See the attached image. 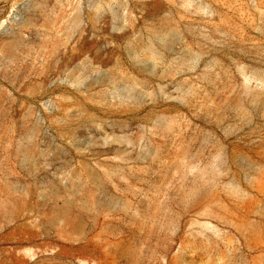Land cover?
I'll return each instance as SVG.
<instances>
[{
	"label": "rangeland",
	"instance_id": "rangeland-1",
	"mask_svg": "<svg viewBox=\"0 0 264 264\" xmlns=\"http://www.w3.org/2000/svg\"><path fill=\"white\" fill-rule=\"evenodd\" d=\"M0 264H264V0H0Z\"/></svg>",
	"mask_w": 264,
	"mask_h": 264
}]
</instances>
